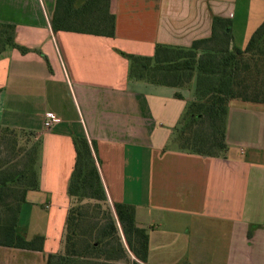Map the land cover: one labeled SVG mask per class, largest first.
I'll list each match as a JSON object with an SVG mask.
<instances>
[{
	"label": "crops",
	"instance_id": "crops-1",
	"mask_svg": "<svg viewBox=\"0 0 264 264\" xmlns=\"http://www.w3.org/2000/svg\"><path fill=\"white\" fill-rule=\"evenodd\" d=\"M55 4L0 0V22L14 24L27 48L0 52V124L41 138L39 188L27 194L19 232L25 206L47 210L42 231L20 232L44 235L43 249L0 245V264H45L64 250L81 136L96 143L109 202L133 204L148 229L142 264H264V103L230 101L225 153L184 150L175 134L193 90L129 79L123 54L188 47L212 34L215 16L233 21V45L245 48L264 20V0H110L113 37L53 31ZM48 113L59 119L51 128Z\"/></svg>",
	"mask_w": 264,
	"mask_h": 264
},
{
	"label": "trees",
	"instance_id": "trees-1",
	"mask_svg": "<svg viewBox=\"0 0 264 264\" xmlns=\"http://www.w3.org/2000/svg\"><path fill=\"white\" fill-rule=\"evenodd\" d=\"M233 21L215 16L212 34L188 47L158 43L153 56L123 53L128 78L178 89L191 88L175 141L180 148L206 156L227 150L226 118L230 101L264 103V20L245 48L233 45ZM53 31L113 37L116 15L110 0H56ZM27 48L15 40V25L0 22V52ZM176 96L182 98L180 93ZM0 124V245L42 250L45 237L27 239L18 230L27 194L39 188L40 136ZM75 163L67 187L64 250L45 264L147 263L148 229L138 225L135 206L108 199L95 141L75 137ZM134 256V258H132Z\"/></svg>",
	"mask_w": 264,
	"mask_h": 264
},
{
	"label": "rangeland",
	"instance_id": "rangeland-1",
	"mask_svg": "<svg viewBox=\"0 0 264 264\" xmlns=\"http://www.w3.org/2000/svg\"><path fill=\"white\" fill-rule=\"evenodd\" d=\"M36 136H39L38 134ZM33 193V192H32ZM25 212L21 216V226L20 232L27 234V236H32L35 232L42 231L45 223L47 210H44L42 205L30 204L25 206Z\"/></svg>",
	"mask_w": 264,
	"mask_h": 264
},
{
	"label": "built area",
	"instance_id": "built-area-1",
	"mask_svg": "<svg viewBox=\"0 0 264 264\" xmlns=\"http://www.w3.org/2000/svg\"><path fill=\"white\" fill-rule=\"evenodd\" d=\"M58 121L59 119L56 115H54L53 113H48L46 114L44 119V127L51 128Z\"/></svg>",
	"mask_w": 264,
	"mask_h": 264
}]
</instances>
